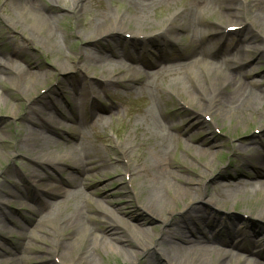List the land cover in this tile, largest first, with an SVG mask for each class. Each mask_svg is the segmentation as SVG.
<instances>
[{
	"label": "bare ground",
	"instance_id": "6f19581e",
	"mask_svg": "<svg viewBox=\"0 0 264 264\" xmlns=\"http://www.w3.org/2000/svg\"><path fill=\"white\" fill-rule=\"evenodd\" d=\"M39 1L11 0L15 6H18V17L21 20L27 21L32 29L42 32V42L35 36L27 34L28 41L34 44L35 48L40 50L41 54H45L46 56H52L50 50L53 46L56 47L53 51L57 52L59 57L53 60L52 65L55 70L64 72L65 74L64 78L59 80L63 90L69 88L68 86L73 87L79 82H82L84 87L82 92L75 96V101L78 103L70 106V112L66 114V110L64 111L63 108L57 106L56 102L58 97L55 95L51 100L48 99L41 103L34 102L38 93L46 92L45 89L41 88V85L53 74L42 70L38 62L34 64L30 62L27 67L20 65L14 68L9 67L11 66L9 64L15 61L14 58H9L6 61L0 58V84L2 81L8 82L16 90V96H13L9 93V90L2 91L0 87V104L4 103L5 108L14 114L13 112L18 104V98L34 102V105L32 104L33 106L24 115L26 121L29 123L28 126L26 128L21 127L18 130L17 136L20 138L18 146L26 147L28 153H33L30 151L32 146H35L39 152H42L48 140V132H56V130L63 128L62 126H67V124H61L59 122L58 124L56 123L57 126L55 124L56 120L51 118L47 112L54 110L61 119L72 122L73 124L75 123L80 127L82 123L86 122L87 114L92 115V117L97 116V118H101V114L108 110L106 106L100 104L99 99H96L90 111L87 113L84 111L86 98L91 95H93V98L99 97L98 88H102L104 92H110L111 88L115 86L119 79H122V83L126 79L129 82L128 87L131 86V88L138 89L143 86L144 89L151 91V94L157 98L154 100L153 105L141 115L143 126H138L142 130L141 136L130 138L128 135L118 144L119 149H122L124 153L131 152L130 155L133 154L137 162L135 166L125 171V175L129 174L131 181H134L136 177L140 176L149 178L148 182H143L134 191V196L139 200V203L147 213L160 217L162 220L165 219V214L169 213L170 216L175 214L171 208L169 198L165 193L167 190L171 200L183 201V207L190 211L191 221L198 223L196 224L198 228L192 227V223H189L184 227L180 226L179 229H176L177 233L179 230H182L179 231L181 235L172 236L173 233L169 232L170 235H164L160 240H157L155 243L153 242V244L158 245L157 252L159 254L161 253L160 255L166 257L168 260L175 261L177 264H264L259 261L243 263L239 258L235 261L230 260L227 257V253L230 251L216 245L217 243H227L225 242L226 239L221 237V231L214 228L216 226H210L213 223L208 220L212 209L214 210L209 204L213 207L221 208L220 203L230 201L239 195L248 193L249 185H251L253 191H257L258 187L264 189V152L261 153L256 145L257 141L251 139L257 136L253 135L250 139L239 140L238 143L233 142L231 144V151L233 153L231 160L233 162H230L231 164L229 165V167H236L237 171H235L238 172L243 167L242 164L244 163L243 165H245V162H249V159L250 162L252 158L256 161L258 160L257 168H252L256 170L254 171L255 174L249 169H244L242 172V176H245L248 180L254 179V181L242 182L238 175L231 176L225 173V176H228L230 179H227L228 181L223 183L221 181L223 180L222 178L227 177H222L224 174L220 170L217 173L216 179L211 181L215 185L213 189L219 187L218 191L215 192V196L211 195L208 199H206L205 192L200 187L199 182L180 175L173 165L174 160H172V157L175 155L173 140L179 135L186 137V140L189 142H196L197 147L204 150L206 154L209 153L217 157L221 154L224 143L215 140L211 141L207 138L203 139L204 133L202 134L201 131L212 130L213 128L215 130L225 128L224 123L227 120L236 123V129H240L242 124L247 121V119L241 120L246 114H250V119H252V116H256L257 119L255 121L259 123L258 128L261 129V133L264 132V122H262L264 112L259 113L260 107L264 106V88L256 80H252L253 87L248 86L244 81H234L233 75L231 74V72L235 73V71L243 69L245 66L243 63L248 59L252 50L247 49L246 55L242 56L241 54L245 49V47H242L243 50L240 51L238 57H234L232 54H225V59H217V55L226 51L225 48L221 50V47H217L224 39L225 27L229 25L239 27L236 33L241 37L240 41L243 46H250L252 49L259 48L264 51V44L259 46L257 44H260L261 41L257 42L256 40L261 37L264 41V0H252L256 4V10H252L247 1L240 3L237 0H125L127 7L133 9L132 20H128L122 13L112 14L108 7L104 8L101 3L102 0H92L94 1L92 8L85 6V0H59L63 4L69 5L67 9L73 10L76 14H87V22L83 26L84 30H76L74 33L78 39L85 42V46L78 50L76 59H74L75 56L69 55L66 52L71 47L69 41L65 38L67 37V33L66 35L65 33L64 35L61 34V38L59 39L58 29H54L53 27L56 26L60 15L52 14L48 11L49 9H46V13H42L41 10L35 7ZM48 1L57 3L58 0ZM179 1L181 5L175 9H171L169 15L162 19L161 23L164 27H156L158 24H155L152 15L155 7L162 4L177 3ZM248 1L250 2V0ZM209 10H212L214 14L219 10L221 15L218 14L217 16L220 19L222 17L227 22L226 26L217 20L212 22L207 20L206 15ZM7 18L8 20L5 22L7 25L15 26L17 23H20L11 12L7 15ZM127 24L132 26L131 31H126ZM253 27H255V32L260 37L257 34L255 35ZM181 32H186L191 36L190 43L187 44L188 46H185L188 49H185L184 53L177 57L174 55L164 57L163 50L166 46L171 45L174 41L173 37H176ZM126 33L130 34V39L128 41H126L127 39L124 40V44L132 45L139 53L146 51L148 47H152L157 51L159 55L156 60L143 61V64L145 68H160L159 71L157 70L158 72L150 73L147 70L142 73L132 72L123 65L124 59L132 61L135 59V56L130 50L121 49L122 52H120L118 49H114L113 45L110 46V51H107V48L100 45V41L102 40L113 39V41L117 42V46L124 48L123 39H119L118 36L121 34L125 35ZM198 41L199 45L197 44ZM263 55L261 51L260 57H263ZM175 59L180 61L171 63ZM223 66L225 67L223 68ZM77 68H85L87 71L103 69L107 76L103 81L94 80L91 75H84L78 79L73 77L71 73L76 72L74 69ZM253 70L252 68L246 70V74L252 76ZM122 71L123 73H121ZM67 74H70V76L67 77ZM117 74L122 76L116 78ZM39 86L40 88H37ZM227 89L229 91L225 94ZM174 90H177L179 93H184L186 96H180L182 98V105L192 108V113L187 123L183 119V122L178 125L177 123L162 119V111L157 113L156 108L158 107L156 106L158 105L156 102H159L161 94ZM7 103H9L8 106ZM74 113L76 114L73 116ZM206 118H208V121ZM130 140H133L139 145L135 153H132L133 151L130 146L132 143L129 142ZM5 141V139L0 137V142L4 143ZM69 141L71 145L74 143L71 149L77 174H88L90 171L96 169H100V171L106 170L110 169V166L117 171L116 165L100 160L103 157L99 158L96 156L99 149L96 145L89 144L85 128L80 127L76 129L74 136H71L67 140V142ZM147 146H151V152L147 150ZM191 149L192 145L190 144L183 148L185 154L197 160L198 158H202L197 157ZM6 153L7 155L9 154V152ZM79 153L85 156V158L82 159V155L80 157ZM256 153H258V156H256ZM39 155L33 158V166L35 168H44V165L47 164V167H50L51 170H58L60 169L58 166L64 164V158L50 159L41 156L42 154ZM96 159L100 160L99 165L96 163ZM237 161H240L242 164H238ZM187 163L186 161L176 162V164L183 168L189 165ZM250 164L248 163L247 166L249 167ZM202 166L207 170L214 169V166L209 161L203 162ZM188 167L193 168V166ZM35 168L26 165L27 170L24 173L26 179L29 180L39 176ZM193 172L200 179L208 178V174L205 172H197V169H194ZM47 178L53 179V174L48 173ZM85 179L88 180L89 177L83 176V179H80L78 176L73 180H69L70 185L77 186L78 190L76 191H67L60 186L54 188L56 197L54 195L55 193H52L53 188L43 185H40L35 192L27 191V183L24 184L25 192L22 189L18 193H7L0 189V194L5 193L8 197L18 198L20 200L26 198L36 203L38 209L31 210L34 214L36 212L40 213L41 219L35 229H39L43 235L39 237L36 235L35 229L31 230L29 227L23 226V236L27 237L29 234L30 236L34 235L35 241L48 237L56 238L54 249L57 253L61 254H58L60 261H65L68 257V251L79 246L82 240L92 238L97 243L98 239L91 230L96 220L92 214L94 213L93 206L87 199L83 200L84 195L82 194L85 192L80 189V186H85ZM133 184L134 186L136 185L135 183ZM54 197L60 198V200L56 199L52 205L51 203L49 204L48 200L46 201L44 199L48 198L51 200ZM104 202V198L97 200L98 208L105 209ZM56 206L57 208L60 207L58 212L53 210ZM106 210L116 222L105 223L108 226H105L102 230L103 238L99 242L100 245H105L107 248H111L113 251L126 255L127 257L128 254L138 256L150 250L153 246L152 243L143 244V242H138L136 245L141 250L127 249L123 245L124 241L122 237L119 235L120 228L123 225V219H120L115 211L113 212L107 208ZM254 215H256L254 216L255 218L263 219L264 208L258 210ZM132 218L134 217L132 216ZM24 220L27 221L25 218ZM125 223L124 225L126 227H130L134 231L139 230L133 227L129 221H125ZM13 224L19 226L17 225V221ZM43 224L49 225V228H45ZM139 225L142 226L143 223H139ZM240 228L241 226L233 225L230 229L232 232H238ZM174 234H176V231ZM229 234L233 235V233ZM248 236L250 237L249 239L253 237ZM259 241L261 243L264 242V240ZM96 243H94V247L97 249ZM228 243L233 246V242L228 241ZM2 244L0 241V246ZM27 244L29 249L34 248V243L31 241L27 242ZM18 248L21 249V247ZM10 253L12 255L15 254L12 251ZM98 256L97 250L89 247L78 256L76 261L67 262L69 264H102ZM13 262V258H7L5 264H13Z\"/></svg>",
	"mask_w": 264,
	"mask_h": 264
},
{
	"label": "rangeland",
	"instance_id": "374dc122",
	"mask_svg": "<svg viewBox=\"0 0 264 264\" xmlns=\"http://www.w3.org/2000/svg\"><path fill=\"white\" fill-rule=\"evenodd\" d=\"M245 1L249 3L252 10L257 9L255 7L256 4L253 3L252 0H250V2L248 0H237V2L240 3ZM93 3L94 1L92 0H85V6H88L89 8L93 7ZM101 3L103 4L104 8L108 7L112 14L122 13L128 20H132L131 17L133 9L127 7V2L125 0H102ZM180 5L181 2L179 1L177 3L156 6L152 11L153 20L155 24H158L156 27H164V25L161 23L162 19L169 15L171 9H175ZM68 6L69 5L63 4L59 0L57 3H53L48 0H40L36 3L35 7L41 10L42 13H46V9H49L48 11H50L52 14L57 16L60 15V19L58 20L56 26L53 27L54 29H58L59 39L61 38V34L64 35L65 33L66 35L67 33V37L65 38L67 41H69V45L71 47L67 49L66 52L69 55L71 54L75 56L74 59H76L78 50L85 46V42L78 39L74 33L76 30H84L83 26L87 22V14H76L73 10L67 9ZM17 7L18 6H15L11 0H0V58L3 61L8 60L9 58H14L15 61L9 64L11 65L9 67L14 68H17V66L20 65H22V67H27L28 63L30 62L33 64L38 62L42 70L53 74L44 84L41 85V88L45 89L46 92L41 94L38 93L34 102L41 103L48 99L51 100L55 95L58 97L56 102L57 106L59 108L64 107L63 109L64 111L66 110V114H69V109H65V107H67L68 104H71L72 106L78 103L75 101L76 93H81L84 86L82 82H79L73 87L68 86L69 88L66 90L61 88L59 80L63 79L65 74L64 72L62 73L55 70L54 66L52 65L53 60H56L59 57L58 53L53 51L56 47L53 46L50 50V52H52V56H46L45 54H41L40 50L36 49L35 45L28 41L27 34L30 36H35L40 42H42V32L32 29L27 21L21 20V18L18 17L19 11ZM212 10L207 12V20L211 22L217 20L220 21L222 25L226 26L227 22L222 17L220 19L217 16L220 14L219 10V13L216 11L215 14L212 13ZM10 12L15 15L17 20L20 21L19 24L17 23V25L12 26L5 23L8 20L7 15ZM254 28L255 27H253V32L256 35L257 32H255L256 30ZM22 29H24L25 32L22 31ZM131 30L132 26L127 24L126 31ZM68 34L70 35L69 37ZM122 35L123 34L118 37L119 39H123L122 42L124 44V40H126L129 34L126 36V38H124ZM257 36L260 37L258 34ZM173 38L176 45L171 47L169 52L177 51L179 53L176 52V54L182 55L185 49H188L185 48V46H188L187 44L190 43L191 36L186 32H181L179 35ZM229 38L234 39L235 41L238 39L237 34H233ZM128 40L129 38L126 41ZM256 40L257 42L261 41V43L257 45L261 46L264 44V41L261 37L257 38ZM115 44H117V42L113 41V39H105L100 41V45L107 48V51H110V46ZM197 44L199 45V41ZM125 45L127 44H124V46ZM130 47L131 46L128 45L126 48ZM242 47H245V49L243 50ZM242 47H240L239 50L233 51L235 56L238 57L240 55V51L242 50L243 53L241 55L245 56L247 49H251L252 53L249 54L248 59H246V61L243 63L245 65L243 69L235 71V73L231 72L234 81H244V83H246L248 86L253 87L254 84L252 83V80H256L260 82V86L264 88V55L263 57H260L261 51L264 54L263 49H252L250 46ZM118 48L121 49L120 47ZM151 51L154 52V50ZM220 58L225 59L224 54H220ZM225 64H227V62H225ZM123 65L129 68L128 70L132 72H143L138 60L134 62L128 61L127 63V59H124ZM224 67L225 66H223V68ZM251 68L254 69L252 76L246 74V70H250ZM83 69H74L76 72H71L72 76L80 79L84 75H91L94 80L98 81H103V79L107 76L103 69H92L88 71L85 68ZM123 71L126 72L125 70ZM123 71L121 73H123ZM67 75V77L70 76V74ZM121 76L122 75L117 74L116 78H120ZM121 80L122 79H119L118 82H121ZM118 82L111 88L110 92H104L102 88H98L99 97L97 98H99L100 104L108 108L107 112L102 113L101 118H97V116L92 117V115L87 114L86 122L80 125V127L85 128L87 132L89 144H93L98 147L99 152L96 154V156L99 158L103 157L100 160L112 165H116L117 171H115V169L110 166V169L106 170L100 171V169H96L90 171L88 174H77L74 167L75 163L72 159L71 149L72 146H74V143L71 142L73 144L71 145L69 144L71 140L69 142H67V140H69L71 136H74L76 129H79L80 127L75 123L74 125L72 122L61 119V117L55 113L54 110L47 113H49L51 118L56 120L55 124H58L59 122L61 124H67V126H62L63 128L56 130V132H48V140L46 141V144L43 148L44 151L39 152L35 146H32L31 148L34 150L30 149V151L33 153H28V149H26V147L18 146L20 138L17 136V133L21 127L26 128V126H28L29 123L26 121L24 115H26V112L29 110V108L34 105V102L25 101L21 98H18V104L15 108V111L13 112L15 115L10 113L9 110L5 108L4 103L0 104V137L6 140L4 143L0 142V189L7 193H18L22 189V191H24V184L27 183L26 188L27 191L30 192H35V190L38 189L40 185L53 188L52 193H55L54 188L58 186L63 187L67 191H76L78 190L77 186L70 185L69 180H73L78 176L80 179H83V176H88L89 179L84 180L85 186H80V189L85 192L82 194L84 195L83 200L87 199L93 206L94 213L92 214L96 220L93 223V228L91 230L92 233L98 238L97 243L92 238H86L82 240L79 246H76L73 250L68 251V257L65 261H60L58 254H61L57 253L54 249L56 238L48 237L44 238L43 240L35 241L34 235L30 236L29 234V237L23 236V226L29 227L31 230H33L40 222V213L36 212V214H34L31 210L38 209L36 203L32 200H27L26 198H22L20 200L18 198L15 199L8 197L5 195V193H2L0 194V241L3 244L0 246V264H5L7 258H13V264H69L68 262L70 261H76L78 256L89 247L93 250H97L99 255L98 257L101 259L102 264H177L175 261L173 262L168 260L166 257L161 256V253L159 254L157 252L158 245L153 244V242L155 243L157 240H160L164 235H170L169 232L173 233L172 236L181 235L179 234V231L182 230H179L178 233L176 230L179 229L180 226L184 227L187 224L192 223V227H197L196 224L198 223L196 221H191L192 218L190 217V211L183 207V201L171 200L167 190L165 193L169 198L171 208L174 210L175 214L173 216H170L169 213L165 214V221L160 217L147 213L139 203V200L134 196V191L138 189V187L143 182H148L149 178L140 176L136 177L134 181H131L130 175H125V171L130 169V167L135 166L137 162L133 157V154L130 155L131 152L124 153L122 149H119L118 144L128 135L130 138H133L134 136H141L142 130L138 128V126H143L141 115L145 112V110L153 105V102L157 97L151 94V91L148 89H144L142 85H140L142 88L135 89L131 88V86L128 87L129 82H127L126 79L123 80V83ZM0 87L2 91L9 90V93H11L13 96H16V90L8 82L2 81ZM37 88H40V86ZM227 91L229 90L227 89L225 94L228 93ZM183 95L185 94L179 93L177 90L161 94L159 102H156L158 105L156 107L159 109H156L157 113L160 111L163 112V116L161 117L162 119L177 123L178 125L183 122V119L185 123L189 121L192 108L190 106L189 108L182 105V98H180V96L183 97ZM92 96L93 95L86 98L85 100L84 111L86 113L89 111L91 103L94 100H92ZM8 104L9 103H7V106ZM260 108L261 109L259 113L264 112V106H261ZM75 114L76 113H74L73 116ZM206 119L208 121V118ZM243 119H247V121L242 124L240 129H236V123H232L231 120H227L224 123L225 128H218V130L213 128L212 130L208 129L201 131L202 134L204 133L203 139L207 138L211 141L215 140L217 142L224 143V148L221 154H219L217 157H214L209 153L206 154L204 150L197 147L196 142H189L184 136L179 135L173 140V145L175 147V155L172 157V160H174V167L180 175L192 178L195 181L197 180L200 187H202L205 192L206 199L210 198L211 195L215 196V192L218 191L219 187L213 189L215 185H213V182L211 183V181L216 179L217 173L220 170H222L224 174L222 177H227L222 178L223 180L221 181L223 183H226L228 181L227 179H230L228 176H225V173H228L231 176L238 175L242 182L254 181V179L248 180V178L242 176V172L244 169H249L254 173L256 170H253L252 168H257L258 160L256 161L254 158H252L250 162L249 159V162H245V165H243L244 163L242 164L240 161H237L238 164L241 163L243 166L238 172H236V167H229V165L233 162L231 160L233 157L231 144L233 142L238 143L239 140L250 139L253 135H255L257 137H253L251 139H255L257 141L256 145L258 148H264V132H260L261 129L258 128L259 123L255 121L257 119L256 116H252V119H250V114H246L244 118H241V120ZM262 122H264V119ZM174 133L176 135L175 131ZM129 142L132 143L130 145L133 151L132 153H135L136 150H138L139 145L133 140H130ZM188 144L192 145L191 151L195 153L197 157H202L201 159L198 158L197 160L196 158L184 153L183 148ZM147 150L151 152V146H147ZM6 152H9V154L7 155ZM39 154H42L41 156L50 159L64 158V164L58 166L60 168H57L58 170H51L50 167H47V164H45L46 166L44 165V168H35L33 166V158ZM81 155L82 154H80V157ZM256 156H258V153H256ZM81 158L84 159L85 156L82 155ZM100 160L96 159V163L98 165L100 164ZM177 161H186L188 162L187 164H189L188 166H193V168L188 166H185V168L180 167V165L176 164ZM205 161L211 162L212 166H214V169L211 168L210 170H207L204 168L202 163ZM248 163H251L249 167L247 166ZM26 165H30L31 167L35 168L39 176L29 180L26 179L24 176V173H26L27 170ZM194 169H197V172H205L208 174V178H198V176H196V174L193 172ZM48 173L53 174V179L47 178ZM132 182L136 185L134 186ZM248 191L249 192L244 195H239L230 201L220 203L221 208H216L209 204L211 208H214V210L212 209V212L208 218V220L213 223L210 224V226H216L214 228H217L219 231H221L222 237L225 239L228 238L232 240L238 236H241L243 233L246 235L247 231L248 234L255 233L254 235H260L264 238V218L258 219L254 217L256 216L254 214L258 210L264 208V189L258 187L257 191H253L251 189V185H249ZM54 195L56 197V193ZM54 198L51 200L48 198L44 199L46 201L48 200L49 204L51 203L52 205L53 201L56 199L60 200V198ZM102 198L105 200V207L113 212L115 211L118 217L123 219V228L121 227L119 231V235L124 241L123 245L127 249L138 251L141 250L136 247L138 242H143V244L152 243L153 246L149 251L138 256H134V254H128L127 257L126 255L113 251L111 248H107L105 245H100L99 242L103 238L102 230L105 228V226H108V224L105 223L116 222V220L112 218L111 214L108 213L106 208H98L97 200ZM59 209L60 207L57 208V206L53 208L55 212H58ZM132 216L134 218H132ZM24 218L27 219V221L24 220ZM124 220L129 221L133 227L139 230L134 231L132 228L130 229V227H126V225H124L126 224ZM15 221L18 222L17 225L19 226L13 224ZM139 223H143V225L141 226ZM43 225L45 228H49V225ZM233 225L241 226L240 230L238 232H232L230 228ZM35 230L37 236L41 237L43 235L40 233L39 229ZM175 231L176 234H174ZM229 233H233V235L236 236L229 237ZM30 241L34 243V248L29 249L27 242ZM94 243H96L98 247L97 249L94 247ZM18 247H21V249ZM11 251L15 252V254L12 255L10 253ZM227 257H229L232 261H235L238 258L231 256ZM240 260L243 263L247 261L246 258H240Z\"/></svg>",
	"mask_w": 264,
	"mask_h": 264
}]
</instances>
